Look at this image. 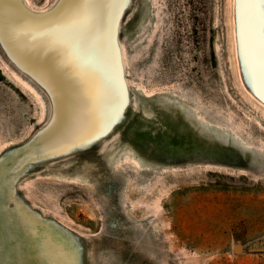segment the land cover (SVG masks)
Instances as JSON below:
<instances>
[{"label": "rangeland", "instance_id": "obj_1", "mask_svg": "<svg viewBox=\"0 0 264 264\" xmlns=\"http://www.w3.org/2000/svg\"><path fill=\"white\" fill-rule=\"evenodd\" d=\"M18 2L51 19L66 0ZM240 14L125 0L110 41L123 99L84 140L0 34V264H264V103Z\"/></svg>", "mask_w": 264, "mask_h": 264}, {"label": "bare ground", "instance_id": "obj_2", "mask_svg": "<svg viewBox=\"0 0 264 264\" xmlns=\"http://www.w3.org/2000/svg\"><path fill=\"white\" fill-rule=\"evenodd\" d=\"M124 2L66 0L56 15L43 19L27 14L18 0H0L2 39L18 62L49 86L56 112L62 115L58 129L62 128L66 139L76 134L84 140L98 133L109 120L101 117V112L118 106L123 99L117 53L115 50L113 59L110 41L113 43V30ZM241 18L246 41L245 55L239 34L241 63L249 75L252 93L264 103L257 9L245 6L239 25Z\"/></svg>", "mask_w": 264, "mask_h": 264}, {"label": "snow or ice", "instance_id": "obj_3", "mask_svg": "<svg viewBox=\"0 0 264 264\" xmlns=\"http://www.w3.org/2000/svg\"><path fill=\"white\" fill-rule=\"evenodd\" d=\"M239 8L253 7L257 9V21L259 30V72L261 79L264 80V0H237ZM240 41L242 52L246 55V41L244 33L243 18H241V31H240ZM247 63V61H245ZM264 98V96H262Z\"/></svg>", "mask_w": 264, "mask_h": 264}, {"label": "water", "instance_id": "obj_4", "mask_svg": "<svg viewBox=\"0 0 264 264\" xmlns=\"http://www.w3.org/2000/svg\"><path fill=\"white\" fill-rule=\"evenodd\" d=\"M27 7V6H26ZM28 8V7H27ZM29 9V8H28ZM30 10V9H29ZM119 58H120V62H122L123 63V61H122V57H121V51H120V56H119ZM123 69V68H122ZM234 251L235 252H241L242 251V246L241 245H236L235 247H234Z\"/></svg>", "mask_w": 264, "mask_h": 264}]
</instances>
